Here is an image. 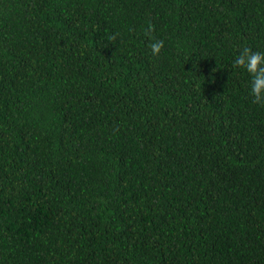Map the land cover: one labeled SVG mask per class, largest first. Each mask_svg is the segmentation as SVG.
Masks as SVG:
<instances>
[{"label": "trees", "instance_id": "obj_1", "mask_svg": "<svg viewBox=\"0 0 264 264\" xmlns=\"http://www.w3.org/2000/svg\"><path fill=\"white\" fill-rule=\"evenodd\" d=\"M244 47L264 0H0V264H264Z\"/></svg>", "mask_w": 264, "mask_h": 264}, {"label": "clouds", "instance_id": "obj_2", "mask_svg": "<svg viewBox=\"0 0 264 264\" xmlns=\"http://www.w3.org/2000/svg\"><path fill=\"white\" fill-rule=\"evenodd\" d=\"M162 44L163 41L160 40H155L151 44L154 54L159 53ZM233 64L250 74V94L254 102L264 103V52L252 51L244 47L234 57Z\"/></svg>", "mask_w": 264, "mask_h": 264}]
</instances>
